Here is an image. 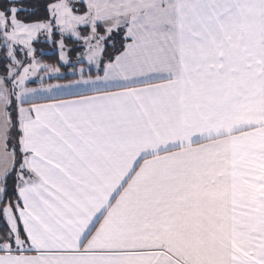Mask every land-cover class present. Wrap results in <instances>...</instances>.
I'll return each mask as SVG.
<instances>
[{
  "label": "snow or ice",
  "instance_id": "6c2138e0",
  "mask_svg": "<svg viewBox=\"0 0 264 264\" xmlns=\"http://www.w3.org/2000/svg\"><path fill=\"white\" fill-rule=\"evenodd\" d=\"M257 98L264 0H0V264H264Z\"/></svg>",
  "mask_w": 264,
  "mask_h": 264
},
{
  "label": "crops",
  "instance_id": "0c3cea01",
  "mask_svg": "<svg viewBox=\"0 0 264 264\" xmlns=\"http://www.w3.org/2000/svg\"><path fill=\"white\" fill-rule=\"evenodd\" d=\"M50 83H54V82H52V81H46L45 82L46 85L50 84ZM260 106H264V98H257V99L252 100L250 102V107L253 108V109L257 108V107H260Z\"/></svg>",
  "mask_w": 264,
  "mask_h": 264
},
{
  "label": "trees",
  "instance_id": "16d2710c",
  "mask_svg": "<svg viewBox=\"0 0 264 264\" xmlns=\"http://www.w3.org/2000/svg\"><path fill=\"white\" fill-rule=\"evenodd\" d=\"M47 63H49V64H52V61H46ZM54 66V65H53Z\"/></svg>",
  "mask_w": 264,
  "mask_h": 264
}]
</instances>
